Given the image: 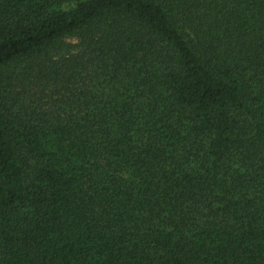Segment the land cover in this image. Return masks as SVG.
I'll return each instance as SVG.
<instances>
[{
	"label": "trees",
	"instance_id": "16d2710c",
	"mask_svg": "<svg viewBox=\"0 0 264 264\" xmlns=\"http://www.w3.org/2000/svg\"><path fill=\"white\" fill-rule=\"evenodd\" d=\"M0 264H264V0H0Z\"/></svg>",
	"mask_w": 264,
	"mask_h": 264
}]
</instances>
